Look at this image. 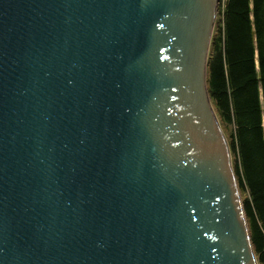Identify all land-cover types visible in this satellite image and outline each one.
Masks as SVG:
<instances>
[{"label":"water","instance_id":"95a60500","mask_svg":"<svg viewBox=\"0 0 264 264\" xmlns=\"http://www.w3.org/2000/svg\"><path fill=\"white\" fill-rule=\"evenodd\" d=\"M222 0H0V264H259L208 89Z\"/></svg>","mask_w":264,"mask_h":264},{"label":"trees","instance_id":"16d2710c","mask_svg":"<svg viewBox=\"0 0 264 264\" xmlns=\"http://www.w3.org/2000/svg\"><path fill=\"white\" fill-rule=\"evenodd\" d=\"M213 34L208 89L234 160L259 264H264V0H225Z\"/></svg>","mask_w":264,"mask_h":264},{"label":"rangeland","instance_id":"374dc122","mask_svg":"<svg viewBox=\"0 0 264 264\" xmlns=\"http://www.w3.org/2000/svg\"><path fill=\"white\" fill-rule=\"evenodd\" d=\"M224 2H225V0H223V4H224ZM221 4V3H220ZM222 5V4H221ZM220 7V6H219ZM218 13H219V10H218ZM220 16H219V14L217 15V20H216V25H217V22H218V18H219ZM215 28H216V26H215ZM215 31V30H214ZM226 135L229 137L230 136V131H226ZM233 162H234V160H233ZM242 197H243V199L244 198H246V194L245 193H242Z\"/></svg>","mask_w":264,"mask_h":264}]
</instances>
